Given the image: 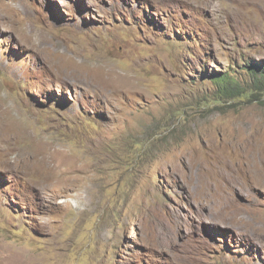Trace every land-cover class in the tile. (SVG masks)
<instances>
[{
    "label": "rangeland",
    "instance_id": "obj_1",
    "mask_svg": "<svg viewBox=\"0 0 264 264\" xmlns=\"http://www.w3.org/2000/svg\"><path fill=\"white\" fill-rule=\"evenodd\" d=\"M256 65L264 0H0V264H264Z\"/></svg>",
    "mask_w": 264,
    "mask_h": 264
},
{
    "label": "trees",
    "instance_id": "obj_2",
    "mask_svg": "<svg viewBox=\"0 0 264 264\" xmlns=\"http://www.w3.org/2000/svg\"><path fill=\"white\" fill-rule=\"evenodd\" d=\"M249 69L252 73L254 84L264 91V67L256 65L251 66ZM212 79L217 83L220 93L224 96L230 97L234 94L233 87L235 83L228 74H215ZM242 93H244V91H240V94Z\"/></svg>",
    "mask_w": 264,
    "mask_h": 264
},
{
    "label": "bare ground",
    "instance_id": "obj_3",
    "mask_svg": "<svg viewBox=\"0 0 264 264\" xmlns=\"http://www.w3.org/2000/svg\"><path fill=\"white\" fill-rule=\"evenodd\" d=\"M103 88V87H102Z\"/></svg>",
    "mask_w": 264,
    "mask_h": 264
}]
</instances>
